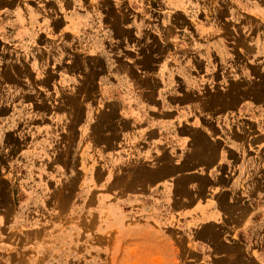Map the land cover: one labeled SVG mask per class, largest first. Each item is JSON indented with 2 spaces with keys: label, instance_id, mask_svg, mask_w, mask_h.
<instances>
[{
  "label": "crops",
  "instance_id": "crops-1",
  "mask_svg": "<svg viewBox=\"0 0 264 264\" xmlns=\"http://www.w3.org/2000/svg\"><path fill=\"white\" fill-rule=\"evenodd\" d=\"M38 4L39 12L20 6L13 41L1 35L6 25L0 8V142L6 132L2 123L15 126L12 115L18 112L32 117L30 124L43 134L50 130V114L68 132L71 110L80 109L75 148L81 162H93L94 180L109 172L116 179L121 169L137 167L147 197L164 200L165 191L158 189L166 185L176 211L179 206L190 221L203 223L200 228L230 233L224 246H236L248 232L253 261L264 264V126L257 118L264 115V95L238 98L236 116L223 110L208 118L193 104L184 105L190 65L175 48L176 14L149 16L147 8L137 11L135 0ZM50 4L56 5L54 13ZM253 33V48L226 52L254 56L257 83L264 81V30ZM148 36L157 48H149ZM231 60L226 56L223 64L228 79L245 70ZM90 81L97 98L67 99ZM245 108L253 113L247 120L239 114ZM112 112L107 124L105 114ZM7 134L15 138L14 132ZM143 203L152 210L151 201Z\"/></svg>",
  "mask_w": 264,
  "mask_h": 264
},
{
  "label": "rangeland",
  "instance_id": "rangeland-1",
  "mask_svg": "<svg viewBox=\"0 0 264 264\" xmlns=\"http://www.w3.org/2000/svg\"><path fill=\"white\" fill-rule=\"evenodd\" d=\"M39 1L0 0L6 41L15 38L13 22L20 6L39 12ZM50 7L54 13L56 5ZM134 7L138 12L147 8L149 16L177 15L175 48H180V61L191 67L185 75L184 105L193 104L208 118L223 110L236 116L238 98L252 92L264 95V81L255 82L254 56L226 52L253 48V31L264 30V0H135ZM148 38L149 48H157ZM226 56L233 59L230 65H243L244 73L226 78ZM87 95H99L92 81L67 99ZM71 113L68 132H62L53 113L50 130L43 134L30 124L32 117L20 112L12 115L18 121L15 126L2 123L6 132L0 142V264H256L248 232L236 246H224L232 239L230 233L200 228L203 223L190 221L179 206L176 211L166 185L158 189L165 191L164 200L147 197L146 181H137V167L121 169L116 179L109 172L94 180L93 162H81L75 148L80 109ZM113 114H105L107 124ZM239 114L247 120L253 113L245 108ZM257 118L263 127L264 115L258 113ZM148 200L149 212L143 203Z\"/></svg>",
  "mask_w": 264,
  "mask_h": 264
},
{
  "label": "bare ground",
  "instance_id": "bare-ground-1",
  "mask_svg": "<svg viewBox=\"0 0 264 264\" xmlns=\"http://www.w3.org/2000/svg\"><path fill=\"white\" fill-rule=\"evenodd\" d=\"M184 180V179H183ZM203 180V179H202Z\"/></svg>",
  "mask_w": 264,
  "mask_h": 264
}]
</instances>
